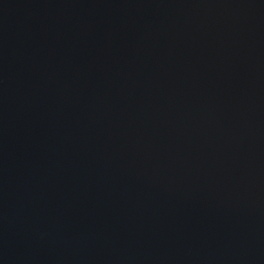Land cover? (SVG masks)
Here are the masks:
<instances>
[{
  "label": "water",
  "instance_id": "1",
  "mask_svg": "<svg viewBox=\"0 0 264 264\" xmlns=\"http://www.w3.org/2000/svg\"><path fill=\"white\" fill-rule=\"evenodd\" d=\"M0 264H264V0H0Z\"/></svg>",
  "mask_w": 264,
  "mask_h": 264
}]
</instances>
